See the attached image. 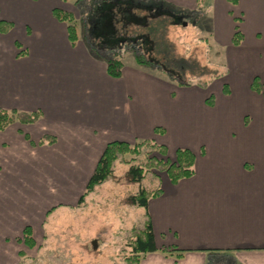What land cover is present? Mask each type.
I'll list each match as a JSON object with an SVG mask.
<instances>
[{"label":"crops","instance_id":"1","mask_svg":"<svg viewBox=\"0 0 264 264\" xmlns=\"http://www.w3.org/2000/svg\"><path fill=\"white\" fill-rule=\"evenodd\" d=\"M133 1L197 12V0ZM61 5L0 0V22L11 24L0 32V109L40 114L0 131V264L23 263L26 227L35 244L46 238L38 230L48 212L80 199L108 143L142 140L170 155L188 149L195 161L176 184L161 175L145 211L158 251L139 264H264V97L251 89L264 76V0H210L209 42L224 72L205 88L177 86L134 59L110 77L79 34L69 42L52 14ZM46 137L55 142L40 145Z\"/></svg>","mask_w":264,"mask_h":264},{"label":"rangeland","instance_id":"2","mask_svg":"<svg viewBox=\"0 0 264 264\" xmlns=\"http://www.w3.org/2000/svg\"><path fill=\"white\" fill-rule=\"evenodd\" d=\"M101 1L66 0L61 5L73 15L75 28L79 31L77 33L76 30V35L78 37L79 34L87 43L91 56L104 62L106 57L118 58L123 64V61L134 59L136 50L149 53V45L139 37L142 29L137 26L128 28L126 35H121L124 36L122 38L111 36L114 31V10H111L109 3ZM205 9L198 10L192 18L184 14H173L176 25L166 26V39L177 56L197 60L200 66L217 73L221 70L223 73L217 49L209 42V23ZM135 16L141 18L145 13L136 10ZM119 20L118 27L121 28L122 21ZM98 30L103 35H99ZM94 48L100 52H95ZM152 72L156 75L159 73L154 70ZM207 79V76L201 78ZM191 82L197 86V81ZM167 156L174 159V155ZM131 159L132 156L126 155L122 161L116 162L113 177L102 186H97L93 192L85 194L81 203L77 198L70 206L56 205L52 208L46 217L45 227L38 230L39 233L45 231L46 238H36L35 244L31 236L33 247L26 250L27 254H24L21 264H122L128 250L127 232L142 227L145 220V210L127 200L139 189L138 184L126 178V163H130ZM161 175L165 173L151 171L141 185L150 190L155 189L161 183Z\"/></svg>","mask_w":264,"mask_h":264},{"label":"trees","instance_id":"3","mask_svg":"<svg viewBox=\"0 0 264 264\" xmlns=\"http://www.w3.org/2000/svg\"><path fill=\"white\" fill-rule=\"evenodd\" d=\"M61 1L65 2L66 0ZM103 2L109 3L111 10H114L112 12L114 24L112 37H124L121 35L123 33V35H126L127 29L133 26L142 29L139 37H142L144 43L149 45L150 52L145 53L144 50L135 51L134 60L138 66L157 71L167 76L168 79L180 87L190 86L192 85L191 81L194 80L197 81V86L205 88L212 80L223 74L221 70H218L217 73L207 67L200 66L197 60L177 56L172 51V47H170L166 39L165 30L168 24H176L173 22V14H170L168 9L149 7L152 2L148 3L146 7L139 4L144 6L143 8H140L141 6L137 7V2L133 0H103L100 3ZM209 3L210 0H197V11H203V9L208 7ZM136 10L144 12L145 16L141 18L135 16ZM52 14L56 20L67 24L68 40L72 45L75 44L78 37L76 35L73 15L61 9H54ZM119 18L122 21L121 28L118 27ZM10 28V23L0 22L1 33L8 32ZM232 43L234 45L240 43L239 33L234 35ZM94 51L100 52L96 48H94ZM105 64L106 72L110 77L120 78L123 64L118 58L106 57ZM204 76H207L209 79L201 80ZM251 89L264 97V76L255 77L251 82ZM39 117V112L27 113L0 109V131L5 130L15 122L35 124L39 120ZM156 131H159V129H156ZM54 142V138L46 137L40 142V145L53 144ZM126 155L132 156L130 163H126L128 165L126 178L129 182L139 185L138 191L127 198L128 203L145 211L148 202L158 198L162 193L160 185L152 190L141 185L147 173L151 171L165 173L171 184H176L180 180L190 178L194 174L195 157L188 149H177L174 153V159L171 160L167 156V148L164 145L156 143L154 140H142L134 144L111 142L106 145L100 156L87 182L85 192L80 197V203L83 201L85 194L93 192L97 186L113 177L115 163L119 160L122 161ZM141 155H143V159H139ZM155 155H159L161 158H157ZM157 178L160 179L159 176ZM31 232L30 227H26L23 230V240L29 248L33 247ZM127 233L126 247L128 250L125 252L122 264H139L145 255L158 251L154 243V236L147 213H145L143 226L132 228ZM160 252L165 256L175 259H180L183 256L182 251L174 248H163Z\"/></svg>","mask_w":264,"mask_h":264}]
</instances>
